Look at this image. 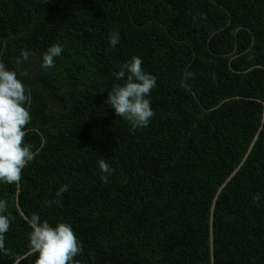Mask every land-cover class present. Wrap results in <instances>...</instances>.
Instances as JSON below:
<instances>
[{"label":"trees","instance_id":"obj_1","mask_svg":"<svg viewBox=\"0 0 264 264\" xmlns=\"http://www.w3.org/2000/svg\"><path fill=\"white\" fill-rule=\"evenodd\" d=\"M133 56L158 79L135 132L105 103ZM0 60L30 93L39 150L18 185L0 183L15 218L0 264L35 259L17 199L73 226L76 264H212L214 204L215 264H264V0H0Z\"/></svg>","mask_w":264,"mask_h":264},{"label":"clouds","instance_id":"obj_2","mask_svg":"<svg viewBox=\"0 0 264 264\" xmlns=\"http://www.w3.org/2000/svg\"><path fill=\"white\" fill-rule=\"evenodd\" d=\"M118 35L109 36V44L115 47ZM62 43H53L41 54V68H55L56 58L63 53ZM35 55L28 49L22 50L17 63L27 61ZM143 60L133 56L114 73L115 80L108 91L106 105L111 107L118 117L126 120L135 132L146 128L155 116L151 105V93L157 87L158 79L143 67ZM31 96L26 85L18 78L16 70L9 69L0 60V183L18 185L23 170L39 156V150L25 142L27 125L31 123ZM97 165L103 182L115 169L106 159L100 158ZM67 191V186L62 189ZM62 192L60 194H62ZM8 200L0 199V255L10 256L5 236L15 219L7 213ZM30 228L29 248L25 258L34 256L31 264H76L75 258L82 254L83 245L79 241L73 226L66 222L50 223L42 220L38 214L26 218Z\"/></svg>","mask_w":264,"mask_h":264},{"label":"water","instance_id":"obj_3","mask_svg":"<svg viewBox=\"0 0 264 264\" xmlns=\"http://www.w3.org/2000/svg\"><path fill=\"white\" fill-rule=\"evenodd\" d=\"M262 129H263V125L260 127L258 133H261ZM252 148H253V147H252ZM252 148H250L248 154L246 155V158H245L244 162H245L246 159L248 158V156H249V154H250ZM244 162H243V163H244ZM241 165H242V164H241ZM239 168H240V167H239ZM239 168H238V169H239ZM238 169H237L234 173H236V172L238 171ZM232 176H233V174H232ZM232 176H231V177H232ZM231 177H230L228 180H230ZM225 184H226V183H225ZM225 184H224V185H225ZM221 189H222V188H221ZM221 189L219 190V192L221 191ZM219 194H220V193H218V195H219ZM216 200H217V198H215L214 203H216ZM17 206H18V208H19L18 210L20 211V213H22V215H23L25 218H27L26 214L23 213V211H22V208H21L20 203H19V199H17ZM215 207H216V205L214 204V206H213V208H212V212L210 213V214H211V252H212V264H215V256H214V224H213V222H214V214H213V212H215ZM15 264H18V262H16Z\"/></svg>","mask_w":264,"mask_h":264},{"label":"bare ground","instance_id":"obj_4","mask_svg":"<svg viewBox=\"0 0 264 264\" xmlns=\"http://www.w3.org/2000/svg\"><path fill=\"white\" fill-rule=\"evenodd\" d=\"M220 193V192H219ZM218 196V195H217ZM220 196V195H219Z\"/></svg>","mask_w":264,"mask_h":264}]
</instances>
